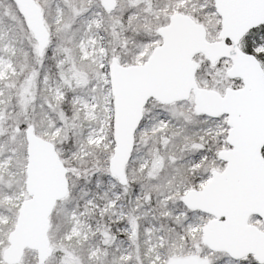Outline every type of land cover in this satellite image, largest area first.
I'll list each match as a JSON object with an SVG mask.
<instances>
[{
  "label": "snow or ice",
  "instance_id": "snow-or-ice-1",
  "mask_svg": "<svg viewBox=\"0 0 264 264\" xmlns=\"http://www.w3.org/2000/svg\"><path fill=\"white\" fill-rule=\"evenodd\" d=\"M0 264H264V0H0Z\"/></svg>",
  "mask_w": 264,
  "mask_h": 264
}]
</instances>
